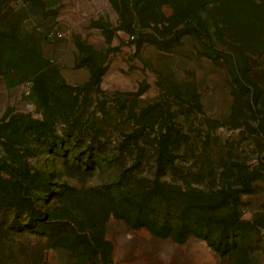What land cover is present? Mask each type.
I'll return each mask as SVG.
<instances>
[{
	"label": "rangeland",
	"instance_id": "rangeland-1",
	"mask_svg": "<svg viewBox=\"0 0 264 264\" xmlns=\"http://www.w3.org/2000/svg\"><path fill=\"white\" fill-rule=\"evenodd\" d=\"M41 1L0 0V264H264V0H109L159 49L124 89L30 82Z\"/></svg>",
	"mask_w": 264,
	"mask_h": 264
},
{
	"label": "crops",
	"instance_id": "crops-1",
	"mask_svg": "<svg viewBox=\"0 0 264 264\" xmlns=\"http://www.w3.org/2000/svg\"><path fill=\"white\" fill-rule=\"evenodd\" d=\"M133 1L127 0V3ZM40 5L26 6L18 28L20 33L32 36L33 48L42 62L39 69L28 74L31 83L49 80L84 83L93 78L99 66V83L104 82L109 88H131L135 82L131 77L136 79V76L129 74L133 70L128 67L132 65L141 74L143 67L149 66L147 60L152 66L158 58L159 49L153 43L142 41L137 49L135 44L133 46L138 23L131 21L132 30L126 32V28L118 24L116 9L109 0H42ZM131 11L130 8L129 13ZM48 31L52 34L48 35ZM54 32L60 35L55 36ZM185 42L184 38L180 39L181 46L187 45ZM187 48L193 49L190 45ZM187 48L182 58L192 60ZM207 74L219 89H213L211 96L205 95L203 102L206 106L208 98H213L219 106L208 110L220 113L225 100L224 74L218 67L211 68ZM18 79L14 74H0V117L17 104L15 92H23Z\"/></svg>",
	"mask_w": 264,
	"mask_h": 264
},
{
	"label": "trees",
	"instance_id": "trees-1",
	"mask_svg": "<svg viewBox=\"0 0 264 264\" xmlns=\"http://www.w3.org/2000/svg\"><path fill=\"white\" fill-rule=\"evenodd\" d=\"M100 68H96L95 71L93 72V78L91 79L92 81H97L98 80V74H99ZM165 144L161 143L160 149L157 152L156 158H155V165L156 168H158L162 162H163V150H164ZM245 192H247L249 189L248 185H246L243 189Z\"/></svg>",
	"mask_w": 264,
	"mask_h": 264
},
{
	"label": "built area",
	"instance_id": "built-area-1",
	"mask_svg": "<svg viewBox=\"0 0 264 264\" xmlns=\"http://www.w3.org/2000/svg\"><path fill=\"white\" fill-rule=\"evenodd\" d=\"M47 34H48V35H51L52 33H51V31H48ZM53 34H54L55 36H59V35H60L59 32H54ZM129 37L132 38V35H129Z\"/></svg>",
	"mask_w": 264,
	"mask_h": 264
}]
</instances>
